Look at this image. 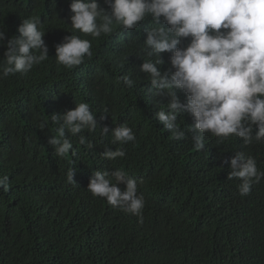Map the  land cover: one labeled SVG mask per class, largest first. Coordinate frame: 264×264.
I'll use <instances>...</instances> for the list:
<instances>
[{
  "label": "trees",
  "instance_id": "trees-1",
  "mask_svg": "<svg viewBox=\"0 0 264 264\" xmlns=\"http://www.w3.org/2000/svg\"><path fill=\"white\" fill-rule=\"evenodd\" d=\"M99 3L110 13L104 0ZM70 4L0 0V30L7 38L19 36L23 19L38 16L49 48L48 60L27 75L0 80V177L7 176L10 185L8 192L0 189V264H264V179L245 197L240 181L228 179L237 151L254 157L264 171V143L244 145L237 138L217 144L209 135L198 151L187 132L193 123L188 113L178 117L185 138H171L155 119L161 98L151 96L152 85L140 72L151 17L136 29L116 27L92 40L93 56L80 66L57 65L56 45L72 32ZM6 50L0 46V62ZM170 55L162 54V72L171 66ZM123 75L136 81L131 90L120 80ZM178 95L186 101L183 92ZM82 102L96 116L97 128L76 136L66 131L73 149L57 157L48 143L59 128L51 116ZM122 124L133 129L136 140L122 146L124 158L106 160L101 156L106 148L121 147L112 143L111 130ZM69 168L77 185L67 183ZM116 169L143 182L142 223L87 190L95 171Z\"/></svg>",
  "mask_w": 264,
  "mask_h": 264
},
{
  "label": "clouds",
  "instance_id": "clouds-1",
  "mask_svg": "<svg viewBox=\"0 0 264 264\" xmlns=\"http://www.w3.org/2000/svg\"><path fill=\"white\" fill-rule=\"evenodd\" d=\"M110 13L99 0H71V35L56 45L55 61L73 69L93 56L92 40L111 35L116 27L123 31L136 29L151 17L153 27L141 46L144 60L140 72L150 81L151 96L159 106L155 119L171 132V138L183 140L186 131L178 123L182 113H188L193 123L194 148L204 150L206 137L217 144L243 138L244 145L264 143V0H104ZM167 25V26H165ZM19 36L7 38L0 30V46H6L5 59L0 62V80L20 73L27 75L34 66L49 58L41 18L22 20ZM81 35L92 39H82ZM188 41L185 46V41ZM5 41H7L5 45ZM170 53V67L162 72V54ZM131 90L136 81L130 75L120 77ZM178 92H183L182 101ZM167 98L168 102H162ZM58 124V135L49 138L55 156L65 158L73 149L66 131L76 136L87 130L94 132L98 122L88 103H78L75 109L62 115H52ZM41 128L44 124L40 125ZM110 129L105 126L102 135ZM112 143L119 144L101 154L109 161L124 158L123 145L136 140V133L127 124L111 130ZM80 143L85 137L80 136ZM92 148L93 145L89 144ZM228 163L227 160L224 161ZM228 179L239 180L241 197L248 196L253 184L264 179L257 160L237 151L230 161ZM75 170L69 168L67 183L77 185ZM143 182L130 177L123 169L111 172L97 170L87 190L93 197L105 199L109 205L137 216L143 222L145 196L139 191ZM119 185H124L122 189ZM8 177H0V189L8 192Z\"/></svg>",
  "mask_w": 264,
  "mask_h": 264
}]
</instances>
